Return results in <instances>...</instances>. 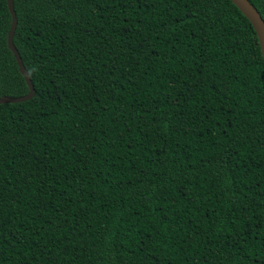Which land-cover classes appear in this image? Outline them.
Wrapping results in <instances>:
<instances>
[{"label":"trees","instance_id":"obj_1","mask_svg":"<svg viewBox=\"0 0 264 264\" xmlns=\"http://www.w3.org/2000/svg\"><path fill=\"white\" fill-rule=\"evenodd\" d=\"M13 3L35 93L0 103V264H264V59L232 1ZM10 25L0 0V96L28 92Z\"/></svg>","mask_w":264,"mask_h":264},{"label":"water","instance_id":"obj_2","mask_svg":"<svg viewBox=\"0 0 264 264\" xmlns=\"http://www.w3.org/2000/svg\"><path fill=\"white\" fill-rule=\"evenodd\" d=\"M6 1H7L8 10L11 14V25L7 34V46L10 49V51L13 53L19 72L24 77V80L28 86V92L20 96L2 95L0 96V103H18L31 99L34 96L35 92L29 73L27 72L23 64V61L20 57V54L13 43V35L17 24V17L14 10V3L13 0H6ZM231 1L252 24L258 38L262 57L264 59V20L262 16L255 8V6H253L249 2V0H231Z\"/></svg>","mask_w":264,"mask_h":264}]
</instances>
